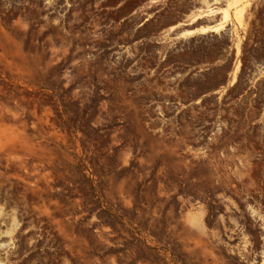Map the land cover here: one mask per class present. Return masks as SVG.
<instances>
[{
    "label": "rangeland",
    "instance_id": "1",
    "mask_svg": "<svg viewBox=\"0 0 264 264\" xmlns=\"http://www.w3.org/2000/svg\"><path fill=\"white\" fill-rule=\"evenodd\" d=\"M254 2L174 28L144 0H0V264H237L216 242L264 146Z\"/></svg>",
    "mask_w": 264,
    "mask_h": 264
},
{
    "label": "flooded vegetation",
    "instance_id": "2",
    "mask_svg": "<svg viewBox=\"0 0 264 264\" xmlns=\"http://www.w3.org/2000/svg\"><path fill=\"white\" fill-rule=\"evenodd\" d=\"M146 8L154 9V12L163 11L162 18L167 23L187 25L184 23L185 16L191 13L200 5L201 0H144ZM219 2L210 0L209 5L213 7ZM172 9L175 12H171ZM254 27L257 33V40L264 42V0H255L254 2ZM258 152L255 157L254 174L255 177L251 183H244L240 188V210L238 211L237 226L234 228H226L221 226L218 229V238L223 242L222 248L219 242L216 244L223 254L229 255L228 251L231 247H238L239 259L237 264H264V146L255 148ZM245 161L249 159L244 155ZM249 172H245L247 176ZM247 178V177H246ZM217 216L213 222H221ZM224 219L225 223H232L229 217ZM227 247V249H225ZM226 261V263H225ZM228 258L219 259L215 263L214 259L208 258L206 262L203 259L193 260V264H230Z\"/></svg>",
    "mask_w": 264,
    "mask_h": 264
},
{
    "label": "crops",
    "instance_id": "3",
    "mask_svg": "<svg viewBox=\"0 0 264 264\" xmlns=\"http://www.w3.org/2000/svg\"><path fill=\"white\" fill-rule=\"evenodd\" d=\"M202 1V3H203V5H200L198 8H197V10H194V11H192L191 13H188L186 16H185V18L187 19V18H196V20H200L201 18L200 17H197L198 15H197V12L199 11V10H206V7H205V5L206 4H209V2H210V0H201ZM215 1V0H214ZM217 2H219L220 0H216ZM197 11V12H196ZM194 22V21H193ZM184 23H188L187 25H181V24H174L173 23V27L174 28H178V26H181V27H185V26H188V25H190V24H192V22L191 21H184ZM213 25H206V24H202V25H200V24H197V26L196 27H191V28H188V29H186V31L187 30H191L192 31V34H190V35H200V34H205V33H203V32H201V28H207V32H209V31H212V29L213 28H211ZM209 27V28H208ZM206 31H204V32H206Z\"/></svg>",
    "mask_w": 264,
    "mask_h": 264
},
{
    "label": "bare ground",
    "instance_id": "4",
    "mask_svg": "<svg viewBox=\"0 0 264 264\" xmlns=\"http://www.w3.org/2000/svg\"><path fill=\"white\" fill-rule=\"evenodd\" d=\"M210 11V13H211V10H209Z\"/></svg>",
    "mask_w": 264,
    "mask_h": 264
}]
</instances>
